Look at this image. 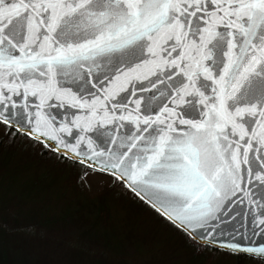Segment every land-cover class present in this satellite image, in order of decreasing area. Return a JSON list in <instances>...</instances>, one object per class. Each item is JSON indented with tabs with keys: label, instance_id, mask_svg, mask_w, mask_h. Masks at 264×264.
I'll list each match as a JSON object with an SVG mask.
<instances>
[{
	"label": "snow or ice",
	"instance_id": "obj_1",
	"mask_svg": "<svg viewBox=\"0 0 264 264\" xmlns=\"http://www.w3.org/2000/svg\"><path fill=\"white\" fill-rule=\"evenodd\" d=\"M3 137L264 264V0H0Z\"/></svg>",
	"mask_w": 264,
	"mask_h": 264
},
{
	"label": "trees",
	"instance_id": "obj_2",
	"mask_svg": "<svg viewBox=\"0 0 264 264\" xmlns=\"http://www.w3.org/2000/svg\"><path fill=\"white\" fill-rule=\"evenodd\" d=\"M42 150L44 154H41ZM26 153L44 159L52 153L32 146L22 138H0V153ZM57 158V156H56ZM80 175L75 177L73 188L76 194L68 202L64 212L52 219L43 220L26 206L13 208L0 206V264H251L247 256L228 255L223 251H196L189 237L178 231L169 221L133 192L119 182L104 186L94 193L82 187ZM113 181V178H112ZM77 194L81 195L78 196ZM113 211L116 212L113 214ZM61 213V214H60ZM130 219L141 216L142 231L137 233L140 241L152 239L155 233L162 246L154 252L136 257L127 233L111 226L100 229L97 222L111 216ZM117 237L111 240V237ZM48 246L50 248H48ZM230 259V260H226Z\"/></svg>",
	"mask_w": 264,
	"mask_h": 264
},
{
	"label": "rangeland",
	"instance_id": "obj_3",
	"mask_svg": "<svg viewBox=\"0 0 264 264\" xmlns=\"http://www.w3.org/2000/svg\"><path fill=\"white\" fill-rule=\"evenodd\" d=\"M36 148L38 150L42 147ZM37 157L35 153H32V156L16 152L2 155L0 153V206H11L16 209L26 206L32 209L31 213L35 218L38 216L40 219L47 220L55 218L57 213L64 212L69 207L68 202L76 194V188L74 190L72 182L80 175L79 171H82V167L59 161L55 154L44 159ZM84 171L89 174L85 176L84 172L80 182L87 192L94 193L113 183L112 177L106 174L92 173L91 170ZM115 213L113 211V214ZM113 216L109 220L97 222L99 228L111 229V226L115 225L114 229L127 233L129 236L133 235L130 243L136 257H142L150 251L154 252L162 246L157 236L161 237V234L157 232L152 239L143 242L138 240L137 233L142 231L141 216H130V219L124 220L119 215ZM114 235L111 240L117 237V234L114 233Z\"/></svg>",
	"mask_w": 264,
	"mask_h": 264
},
{
	"label": "water",
	"instance_id": "obj_4",
	"mask_svg": "<svg viewBox=\"0 0 264 264\" xmlns=\"http://www.w3.org/2000/svg\"><path fill=\"white\" fill-rule=\"evenodd\" d=\"M83 166H85V165H83ZM86 167V166H85ZM126 188V187H125ZM127 190H130V189H128V188H126ZM131 191V190H130ZM132 192V191H131ZM134 193V192H133ZM134 195H136L135 193H134ZM137 196V195H136ZM140 200H143V199H141L139 196H137ZM144 202H146L145 200H143ZM147 203V202H146ZM147 205H149L150 207H151V209H154L150 204H148L147 203ZM155 210V209H154ZM162 216V215H161ZM162 218H164L163 216H162ZM242 255H245V256H247L246 254H242Z\"/></svg>",
	"mask_w": 264,
	"mask_h": 264
}]
</instances>
